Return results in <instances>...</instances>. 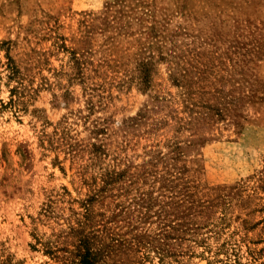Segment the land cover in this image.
I'll return each mask as SVG.
<instances>
[{
  "label": "rangeland",
  "instance_id": "rangeland-1",
  "mask_svg": "<svg viewBox=\"0 0 264 264\" xmlns=\"http://www.w3.org/2000/svg\"><path fill=\"white\" fill-rule=\"evenodd\" d=\"M84 237L264 264V0H0V264Z\"/></svg>",
  "mask_w": 264,
  "mask_h": 264
},
{
  "label": "trees",
  "instance_id": "trees-1",
  "mask_svg": "<svg viewBox=\"0 0 264 264\" xmlns=\"http://www.w3.org/2000/svg\"><path fill=\"white\" fill-rule=\"evenodd\" d=\"M88 209L86 208V212ZM99 253H93L88 247V240L86 238L79 239L78 246V264H97Z\"/></svg>",
  "mask_w": 264,
  "mask_h": 264
}]
</instances>
